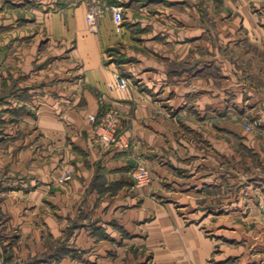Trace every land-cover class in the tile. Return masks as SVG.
<instances>
[{
    "label": "crops",
    "instance_id": "obj_1",
    "mask_svg": "<svg viewBox=\"0 0 264 264\" xmlns=\"http://www.w3.org/2000/svg\"><path fill=\"white\" fill-rule=\"evenodd\" d=\"M2 1L0 35L13 27L24 81H52L37 116L50 170L77 169L50 197L84 196L85 213L146 231L161 264H264V0H107L122 22L108 9L96 27L86 0ZM8 1L29 14L8 15ZM105 105L120 110L128 148L93 138L88 114ZM135 157L151 171L138 191L125 184ZM4 182L22 196V178Z\"/></svg>",
    "mask_w": 264,
    "mask_h": 264
},
{
    "label": "rangeland",
    "instance_id": "obj_2",
    "mask_svg": "<svg viewBox=\"0 0 264 264\" xmlns=\"http://www.w3.org/2000/svg\"><path fill=\"white\" fill-rule=\"evenodd\" d=\"M103 2L107 4V0ZM21 5L8 1L6 13L29 14ZM12 28L6 27L7 31L11 30L6 37L0 35V264H161L154 259L153 247L144 241L146 231L139 229L138 236L130 234L123 224L110 219L105 212L101 221L100 215L85 213L84 196L76 195L66 202L50 197V185L51 189H62L76 177L77 169L70 163L59 165L56 172L53 170L57 166L50 170V136L38 126L37 116L41 104L39 98L52 81H48L46 74L40 81H24L25 74H21L17 65L19 55L15 53L13 36H8L13 35ZM20 41L17 45L29 44L28 39ZM130 84L135 83L131 81ZM31 89H34L33 93ZM101 101L103 103L102 96ZM110 108L118 112V131L123 133L118 108L105 105L100 112ZM242 126L253 130L254 122L248 115L243 116ZM90 127L93 132L91 121ZM71 148L74 151V147ZM134 159L136 163L126 174L130 182L125 184L138 191L146 181L138 183L132 176L133 169L142 163L148 169L149 177L151 171L140 157ZM65 169H70L71 175L66 181L59 182L57 178ZM14 176L23 179L22 196L7 191L10 185L4 181ZM32 178L37 179L30 183ZM93 185L94 181L90 187ZM113 192L111 197L116 195ZM104 196L102 192L94 202L102 205L106 201ZM57 206L60 207L58 214L55 213ZM181 211L179 216L189 223L190 214L184 208ZM135 236L138 238L133 239ZM87 237L95 238L97 242L85 240ZM212 257L213 254L210 260Z\"/></svg>",
    "mask_w": 264,
    "mask_h": 264
},
{
    "label": "built area",
    "instance_id": "obj_3",
    "mask_svg": "<svg viewBox=\"0 0 264 264\" xmlns=\"http://www.w3.org/2000/svg\"><path fill=\"white\" fill-rule=\"evenodd\" d=\"M87 2V12L86 20L87 22L96 27L100 17L103 15L106 8L111 10L113 20L119 24L122 22V11L120 6L108 5L103 2V0H86ZM117 81L119 85L125 86L127 79L117 76ZM117 111L113 108L106 110L103 113L89 114L88 118L93 124V132L95 135V141L106 147L113 148H128L130 146V141L118 131V115ZM71 175L70 169H65L57 178L59 182L66 181ZM132 176L138 183L142 181H147L149 179V171L142 164L138 163L133 169Z\"/></svg>",
    "mask_w": 264,
    "mask_h": 264
}]
</instances>
